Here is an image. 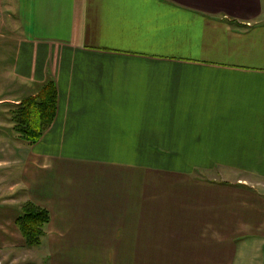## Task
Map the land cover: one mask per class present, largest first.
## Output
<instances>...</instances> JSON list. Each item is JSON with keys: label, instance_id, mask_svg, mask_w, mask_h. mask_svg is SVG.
<instances>
[{"label": "crops", "instance_id": "1", "mask_svg": "<svg viewBox=\"0 0 264 264\" xmlns=\"http://www.w3.org/2000/svg\"><path fill=\"white\" fill-rule=\"evenodd\" d=\"M0 12L25 96L47 80L57 91L42 136L56 160L40 163L42 138L20 154L36 156L20 182L50 215L46 264H246L238 250L264 235L261 0H0ZM52 169L73 176L43 192ZM7 199L0 264H25V193Z\"/></svg>", "mask_w": 264, "mask_h": 264}, {"label": "rangeland", "instance_id": "2", "mask_svg": "<svg viewBox=\"0 0 264 264\" xmlns=\"http://www.w3.org/2000/svg\"><path fill=\"white\" fill-rule=\"evenodd\" d=\"M261 5L264 8V0H261ZM5 17V15L1 16L0 12V99H3L2 103H0V199L3 198L4 200L7 196V198H9L6 200L7 206L13 207L17 205L10 203L11 197L15 199L13 202L16 203V201L20 200L19 198H21L25 193V201L31 200V198H27L29 193L27 194V188L25 189L26 185L23 186V183L20 182L25 171L22 161L25 162V165L27 164V166H30V162L35 161L36 156L33 158L30 155L32 158H29V152L25 153L24 156L20 154L25 150L35 146L37 142L33 144L27 143L18 133L14 132V130H12L13 128L11 127L13 126V122L10 119L12 116L11 109L12 104L15 105V103L10 104L9 100H15L16 98H19L18 96L16 97L18 94H23L22 96H25V93L28 91L22 89L18 78L14 77V75L9 71L10 65L14 62V44L10 43L9 40H6L8 38L7 36H9V34L11 35V32L9 31V27L11 25L9 24L10 21H6ZM30 86L38 87V85L35 83L28 84V87ZM22 99L23 98H21V100ZM42 141L43 143L41 145L43 146H39V150L43 149V151L48 152V155L44 156V160L42 159L40 163L50 165L54 162V160H56V157H54V151L60 147L55 144L57 141L54 142L53 139L42 138ZM23 159H25V161ZM48 174L49 177L47 178L46 185L42 181L39 187L43 192L54 190L63 191V188L68 185L69 180L73 176V172L70 170L67 172L63 171L62 169H52L48 172ZM64 177L66 178V182L63 185H57V181L63 179ZM247 238L248 245L250 246H245L247 249L246 253L243 251L241 255L240 251L238 250L237 258L239 257L240 260L242 259L247 261L246 264H252L258 256V249L262 248V244L264 243V235L254 233L253 235H248ZM242 239L243 237L238 239L239 248L240 246H243L241 245ZM41 244L43 243L41 242ZM41 244L31 247L25 246V248L20 250L22 253H15L17 258H19L18 262L25 260V264H46L48 259L44 257L45 252L43 251V246ZM259 254H261V252ZM261 263H263V259Z\"/></svg>", "mask_w": 264, "mask_h": 264}, {"label": "trees", "instance_id": "3", "mask_svg": "<svg viewBox=\"0 0 264 264\" xmlns=\"http://www.w3.org/2000/svg\"><path fill=\"white\" fill-rule=\"evenodd\" d=\"M56 103V86L52 80H47L36 94L12 105L13 130L29 144L37 142L53 121ZM49 219V211L44 206L31 200L21 204L15 222L25 246L41 244Z\"/></svg>", "mask_w": 264, "mask_h": 264}]
</instances>
